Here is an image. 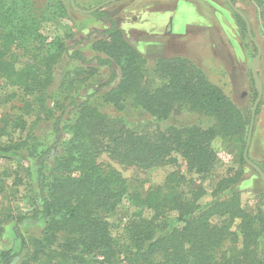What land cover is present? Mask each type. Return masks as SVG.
Here are the masks:
<instances>
[{"label": "trees", "instance_id": "16d2710c", "mask_svg": "<svg viewBox=\"0 0 264 264\" xmlns=\"http://www.w3.org/2000/svg\"><path fill=\"white\" fill-rule=\"evenodd\" d=\"M90 14L109 18L102 7ZM235 15L247 31L244 19ZM47 19L33 12L32 0H0V79L35 97V103L45 108L55 67L66 53L86 65L108 67L110 78L97 91L118 114L91 101L96 92L83 101L71 100L55 119L61 153L53 163H46L45 157L56 145L42 151L35 135L30 136L31 142L10 137L0 145L3 151L26 150L40 161L41 178L29 201L31 211L16 219L25 251L21 264H264V212L251 213L242 205L237 189L242 172L219 177L209 192L176 170L162 186L141 192L117 169L98 161L108 154L121 164L148 169L177 163L173 153L179 152L197 173L209 174L218 163L215 139L246 136L250 114H244L187 57H160L150 67L115 20L94 38L95 56L88 59L80 49L69 53L70 47L63 43H47L41 31ZM127 106L148 115L144 119L148 124L130 122L123 114ZM68 108L73 118L61 125ZM175 108L208 116L213 123L206 128L153 126V120L168 119ZM8 123L15 129L19 126L18 120ZM7 124L0 126V138L11 136ZM125 200L139 210L121 233H115L110 218ZM42 215L47 220L41 236L25 238L20 225ZM172 220L183 225H172ZM19 254L0 247V264Z\"/></svg>", "mask_w": 264, "mask_h": 264}, {"label": "rangeland", "instance_id": "374dc122", "mask_svg": "<svg viewBox=\"0 0 264 264\" xmlns=\"http://www.w3.org/2000/svg\"><path fill=\"white\" fill-rule=\"evenodd\" d=\"M74 1L77 6L85 10L104 3L102 9L110 19H97L90 13L71 10L69 0H32V8L34 13L48 17L41 27L47 43L55 44L54 46L63 43L70 47L69 53L74 49H80L90 59L95 56L92 48L94 38L109 26L111 19L119 25L132 20L134 12L132 13L130 6L136 0H117L108 3H106L107 0ZM201 1L202 7L210 12V23L200 28L196 24H192L190 31L193 34L187 38L185 49L174 53L170 52V56L187 57L201 66L207 73L208 79L220 87L246 115L250 114L251 116L254 102L258 96L254 95V89H257L258 93L260 90L262 91L248 154L251 161L264 172V0H235V5L245 13L254 38L261 49V54L256 61L258 49L248 32L239 25L235 12L226 0ZM208 1H212L221 12H225L227 17L219 15L218 18L224 19L226 26H222L221 21L216 18L215 8H212ZM177 21L176 19L175 22ZM203 24H207L206 21ZM181 30L187 31V27H181ZM90 33L92 36L89 37ZM163 40L167 41L168 39L163 38ZM143 53L142 55L147 58L150 67H153L155 60L160 58L158 56L161 54L147 51ZM164 54H169V52ZM253 64H255L261 85L252 71ZM109 78L108 67L86 65L65 53L55 67L54 82L48 90L50 99L47 95L48 100L45 108L40 106V101L39 104L35 103V101L37 102L35 97L26 94L22 89L10 87L3 79H0V126L7 124L8 120L9 122L19 121V126L16 129L11 123L7 124L11 136H2L0 145L12 140L10 137L15 142L26 140L31 142L30 136L35 135L38 138V141L35 142L39 143L42 151L50 145H56L45 157L46 163H53L61 153V143L57 142L55 138V119L61 115V109L67 107L71 100L83 101L96 92V95L91 97V101L96 100V104L101 106L104 111L118 114L114 112L111 103L102 99L103 92L97 91L100 85L106 83ZM109 89L103 90L108 91ZM27 104H31L29 108H26ZM69 110L70 108L62 118L61 125L64 122V125H68L70 121H66L73 118ZM125 110L123 114L130 122L144 121L143 123L148 124L146 122L148 115L142 111L128 106ZM212 123V118L192 113L185 108H175L166 120H153V126H158L162 130H166L171 125L200 124L206 128ZM247 138L248 134L246 136L242 134L229 141L220 137L216 138L213 148L217 153L218 163L213 172L209 174L197 173L195 169L188 166L186 158L179 152L173 153L177 163L148 169L121 164L108 154L101 155L98 161L104 167L112 166L117 169L141 192L162 186L169 173L176 170L183 173L188 179H193L196 184L202 185L209 192L219 177L242 172L237 186V189L241 191L242 205L251 213H256L258 210L264 212V179L247 162L241 163L242 147L243 143L247 142ZM39 168L40 161L37 158L29 157L26 150H0V172H5L1 175L3 188L0 186V221L2 220L1 226L3 227V232L0 233V247L20 253L7 264H21L24 259L25 251L21 249L22 238L17 231L16 219L31 211L29 201L40 183ZM35 193L37 194V192ZM38 193L41 194V189ZM138 210L139 208L132 205L129 200H125L116 214L110 218L114 232L121 233L123 227L130 221L133 212ZM46 220L47 218L42 215L38 219L24 221L20 225L22 235L25 238L41 236L46 227ZM171 224L183 225V223H177L176 220H172Z\"/></svg>", "mask_w": 264, "mask_h": 264}, {"label": "crops", "instance_id": "0c3cea01", "mask_svg": "<svg viewBox=\"0 0 264 264\" xmlns=\"http://www.w3.org/2000/svg\"><path fill=\"white\" fill-rule=\"evenodd\" d=\"M208 3L212 8H215L216 18L219 15L227 17L215 3L212 1H208ZM202 5L201 0H136L130 6L132 13L134 12L133 19L121 23L120 27L127 40L141 54L144 51L157 52L161 53L158 57H169L170 52L174 53L185 49L187 38L193 34L190 31L192 24H196L200 28L210 23V12H207ZM176 19L177 22H175ZM219 20L222 26H226L224 19ZM204 21L207 24H203ZM181 27H187V31L181 30ZM163 38L168 40L165 41ZM168 52L169 54H164Z\"/></svg>", "mask_w": 264, "mask_h": 264}, {"label": "water", "instance_id": "95a60500", "mask_svg": "<svg viewBox=\"0 0 264 264\" xmlns=\"http://www.w3.org/2000/svg\"><path fill=\"white\" fill-rule=\"evenodd\" d=\"M111 1H117V0H107L106 3L108 2H111ZM228 5L231 7V9L239 14L245 21L246 23V27H247V32H248V35L250 36V38L254 41L257 49H258V55L255 59V61L259 58L260 54H261V49L259 47V44L257 43L256 39L254 38V35L252 33V29L250 27V24L248 22V19L245 15L244 12H242L233 2L232 0H226ZM73 6H74V9L75 10H78L80 12H83V13H91L92 11L98 9V8H101L103 7L104 3L103 4H99L97 5L96 7H94L92 10H84V9H81L77 6H75V2L74 0H71ZM252 71L254 73V76L256 77V79L259 81L260 85H261V81L260 79L258 78L257 76V73H256V67H255V64L252 65ZM261 96H262V91L260 90L259 93H258V96L254 102V105H253V108H252V112H251V124H250V128H249V133H248V138H247V142H246V146H245V149H244V153H243V157L245 159V161L252 167H254L259 173L260 175L262 176V178L264 179V172L254 163L251 161V159L249 158V154H248V151H249V146H250V143H251V138H252V133H253V126H254V119H255V116H256V110H257V107H258V104H259V101L261 99Z\"/></svg>", "mask_w": 264, "mask_h": 264}]
</instances>
